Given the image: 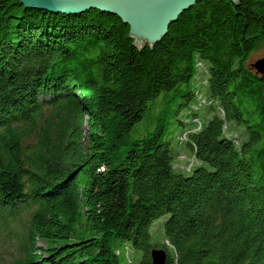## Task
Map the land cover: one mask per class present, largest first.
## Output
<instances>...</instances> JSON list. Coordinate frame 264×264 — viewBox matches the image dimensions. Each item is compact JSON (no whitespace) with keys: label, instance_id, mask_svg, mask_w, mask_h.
Wrapping results in <instances>:
<instances>
[{"label":"trees","instance_id":"trees-1","mask_svg":"<svg viewBox=\"0 0 264 264\" xmlns=\"http://www.w3.org/2000/svg\"><path fill=\"white\" fill-rule=\"evenodd\" d=\"M128 32L96 8L0 0V219L28 212L9 264H119V247L264 264V74L247 62L264 0L197 1L153 46ZM182 148L203 164L176 169Z\"/></svg>","mask_w":264,"mask_h":264},{"label":"water","instance_id":"water-1","mask_svg":"<svg viewBox=\"0 0 264 264\" xmlns=\"http://www.w3.org/2000/svg\"><path fill=\"white\" fill-rule=\"evenodd\" d=\"M27 8L35 7L53 12L79 13L90 8L117 15L128 25V35L139 47L153 46L168 30L170 23L187 8L200 0H18ZM237 5L239 0H229ZM252 67L264 74V56L252 63ZM151 264H165L166 252L151 248Z\"/></svg>","mask_w":264,"mask_h":264},{"label":"rangeland","instance_id":"rangeland-1","mask_svg":"<svg viewBox=\"0 0 264 264\" xmlns=\"http://www.w3.org/2000/svg\"><path fill=\"white\" fill-rule=\"evenodd\" d=\"M264 56V46L258 47L254 49L248 56L247 62L248 64H252L255 60L258 58H261ZM204 62V61H203ZM147 129L143 132H147L154 128L155 124L152 123L150 125H146ZM141 126H138L137 124L132 129V134L140 130ZM144 129V126H142ZM181 127L175 126L170 134L166 135L167 137H170V142L173 148H176L178 146L176 144V137L180 133ZM228 137H233L236 139L235 134H227ZM175 150V149H174ZM176 158L181 161L180 162H174V167L178 170H188L189 167L194 163L190 157H188V153L182 148L176 153ZM189 159V161H188ZM185 161H187L185 163ZM203 164L202 162H195L194 167ZM192 166V167H193ZM28 212H21L20 216H17L16 218H8L5 223L4 221L0 220V264H9L12 260L17 258L19 255H21V248L19 249V243L21 238L23 237L25 231H26V225H27V217ZM167 219V214H164L160 216L158 219L154 220L151 225V241L155 244H162L165 242L164 239V233H163V223ZM8 222V223H7ZM36 245H41V241H37ZM172 250L171 248L169 249ZM172 252V251H171ZM140 251L134 250V249H124L123 247L118 248V257H119V264H129L126 260H131V264L138 261L140 258Z\"/></svg>","mask_w":264,"mask_h":264}]
</instances>
